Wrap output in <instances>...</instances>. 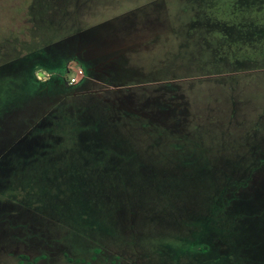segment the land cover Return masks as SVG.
Returning a JSON list of instances; mask_svg holds the SVG:
<instances>
[{"label": "rangeland", "instance_id": "obj_1", "mask_svg": "<svg viewBox=\"0 0 264 264\" xmlns=\"http://www.w3.org/2000/svg\"><path fill=\"white\" fill-rule=\"evenodd\" d=\"M218 6L0 0V264H264V65Z\"/></svg>", "mask_w": 264, "mask_h": 264}, {"label": "trees", "instance_id": "obj_2", "mask_svg": "<svg viewBox=\"0 0 264 264\" xmlns=\"http://www.w3.org/2000/svg\"><path fill=\"white\" fill-rule=\"evenodd\" d=\"M260 1L244 0V3L239 5L234 0H210L211 9L215 5H219L218 7L224 6V17L229 22L227 23L228 26H223L222 23L219 25V30H217L218 37L215 40L218 41V46L215 48L217 52L231 54L229 58H232L233 61L241 59V55H244L245 58L251 56L254 58L253 61L258 62L257 66L264 65V5ZM217 12H221V8H218ZM67 61L68 59L64 60L63 63ZM63 67L55 69L52 67L44 68L64 72ZM27 84H30V86L36 84L35 78H29ZM2 88L0 95L4 97L9 90ZM1 96L0 98H2ZM188 249L203 253L207 250V246L203 242H196L188 246Z\"/></svg>", "mask_w": 264, "mask_h": 264}, {"label": "flooded vegetation", "instance_id": "obj_3", "mask_svg": "<svg viewBox=\"0 0 264 264\" xmlns=\"http://www.w3.org/2000/svg\"><path fill=\"white\" fill-rule=\"evenodd\" d=\"M80 63V62H79ZM82 65V63H80ZM38 74H41V72H39Z\"/></svg>", "mask_w": 264, "mask_h": 264}, {"label": "built area", "instance_id": "obj_4", "mask_svg": "<svg viewBox=\"0 0 264 264\" xmlns=\"http://www.w3.org/2000/svg\"><path fill=\"white\" fill-rule=\"evenodd\" d=\"M72 80H74V78Z\"/></svg>", "mask_w": 264, "mask_h": 264}]
</instances>
